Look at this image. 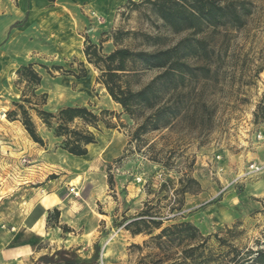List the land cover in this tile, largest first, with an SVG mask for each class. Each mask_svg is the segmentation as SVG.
Segmentation results:
<instances>
[{"label": "rangeland", "instance_id": "obj_1", "mask_svg": "<svg viewBox=\"0 0 264 264\" xmlns=\"http://www.w3.org/2000/svg\"><path fill=\"white\" fill-rule=\"evenodd\" d=\"M50 1L48 10L54 6ZM106 1L75 2L86 18L76 37L79 47L75 43L64 54L46 41L42 53L29 55L34 57L27 63L33 64L41 81L43 76V85L33 88L18 77L16 70L23 64L12 72L6 62L0 71V230L20 227L34 190L48 187L86 201L79 215L73 214L74 228L60 221V211L52 210L45 241L26 264H46L44 257L59 264H65L64 259L76 263L84 259L86 264H100L101 259L103 264H187L182 249L192 241L153 237L161 228L180 222L192 223L202 239L207 237L210 264H246L264 248L260 191L264 189V0H245L249 13L242 17L243 23L221 28L209 39L219 56L215 64L211 62L216 68L206 81L187 83L188 104L204 102V118L192 107L190 116L175 118L171 126L147 132L139 140L131 137L139 120L132 119L96 81L98 69L90 83L70 81L69 73H80L81 66L86 70L77 48L84 50L91 43L103 54L116 47L152 51L173 45L191 31H175L147 0ZM187 61L198 63L191 57ZM158 72L138 69L128 80L138 89ZM32 92L33 103H27L22 93L29 97ZM16 103L30 115L42 144L26 131ZM65 106H86L102 119L98 129L90 130L99 138L96 147L107 145L102 151L92 146L96 153L86 161L68 159L61 148L63 137L55 136L37 113L41 109L56 114ZM14 110L16 114L11 113ZM55 124L52 119L51 125ZM79 125L77 120L71 126ZM251 164L260 170L252 171ZM70 185L76 194L69 192ZM150 216L161 222L160 227L151 222L132 224L141 218L151 220ZM138 227L142 231L134 234Z\"/></svg>", "mask_w": 264, "mask_h": 264}, {"label": "trees", "instance_id": "obj_2", "mask_svg": "<svg viewBox=\"0 0 264 264\" xmlns=\"http://www.w3.org/2000/svg\"><path fill=\"white\" fill-rule=\"evenodd\" d=\"M158 11L159 16L175 31L190 30L191 33L171 46L156 50H134L129 47H116L111 52L103 54L96 44H86L84 54L87 62L94 65L99 75L96 81L101 83L112 100L118 103L123 110L135 120H139L132 131V139L139 140L147 132L167 128L173 124L175 118L190 116V108L201 112L198 116L204 118L205 103L200 101L189 102L188 82H198L205 79L216 68L211 66L219 57L215 49L209 44V39L214 32L226 27H239L242 17L249 13L248 2L245 0H147ZM196 60L190 64L187 59ZM200 63V64H199ZM138 66L139 68H136ZM138 69H158L159 72L147 83L138 89H133L128 78L137 73ZM16 73L33 88L40 84L41 75L35 70L32 63L23 64ZM76 78L86 74L84 66L80 73L73 74ZM24 101L33 103L35 93L29 97L22 93ZM264 100V93H263ZM264 103V101H262ZM16 106L22 110V124L30 137L37 143L43 140L36 132L35 125L30 115L24 110L21 103ZM260 107V106H258ZM16 114L14 110L11 112ZM44 123L53 128L55 136L63 137L61 148L73 156H81L87 153V145L96 142V137L90 128L98 129V122L102 120L98 114L86 106H65L56 114L38 109ZM256 115V113H255ZM55 119V126L51 120ZM81 121L82 125L72 127L75 121ZM188 181H195L188 177ZM59 213L58 209L54 210ZM146 214L142 212L141 215ZM136 220L133 225L140 223H152L158 228L160 221ZM142 231L140 227L133 233ZM166 241L186 239L192 241V245L182 249L184 260L187 264H210L213 256L207 246V237L202 239L198 228L190 222H180L161 228L160 232L153 236ZM254 256L246 260V264H264V248L254 252ZM95 255L91 260H96ZM86 260L74 262L64 259L65 264H86ZM46 264H59L51 258H45Z\"/></svg>", "mask_w": 264, "mask_h": 264}, {"label": "crops", "instance_id": "obj_3", "mask_svg": "<svg viewBox=\"0 0 264 264\" xmlns=\"http://www.w3.org/2000/svg\"><path fill=\"white\" fill-rule=\"evenodd\" d=\"M62 1H50L54 6L48 10L49 0H0V71L6 62H9L8 69L11 71L21 64L31 62L34 55H29L32 52L42 53L47 45L46 41L51 44V49L60 50L64 54L68 53L75 43L79 47L78 31L84 27L86 18L79 7H76L75 2L79 0H69L68 5L62 4ZM106 3L107 1L104 0V4ZM111 6V4L109 7L106 6V12L110 11ZM6 50L9 54L5 56ZM77 50H79L78 60L87 63L86 74L79 78L72 74L68 77H71L70 81L74 79L81 84L90 83L95 79L97 68L87 62L82 49L77 48ZM41 85H43V76ZM96 140L97 142L87 145L85 155L74 157L86 161L87 158L95 155L96 150L105 149L107 144L101 149L96 147L99 138ZM92 146L96 149L94 153L91 150ZM34 191H36L35 195L25 211L20 227L0 230V264H26L25 262L36 252L37 245L45 241L47 221L52 210L58 209L60 221L74 228L73 214L78 211L76 214L79 215L81 211L79 207L83 206V201H86L84 198L81 200L78 196L70 195L67 191H48V187L44 189L38 187ZM260 191L264 193V189Z\"/></svg>", "mask_w": 264, "mask_h": 264}, {"label": "built area", "instance_id": "obj_4", "mask_svg": "<svg viewBox=\"0 0 264 264\" xmlns=\"http://www.w3.org/2000/svg\"><path fill=\"white\" fill-rule=\"evenodd\" d=\"M250 167L252 168V171H258V170H260V166H257L255 164H251ZM68 190H69V192L76 194V191H75V187L74 186L70 185ZM100 264H103L102 259L100 260Z\"/></svg>", "mask_w": 264, "mask_h": 264}, {"label": "bare ground", "instance_id": "obj_5", "mask_svg": "<svg viewBox=\"0 0 264 264\" xmlns=\"http://www.w3.org/2000/svg\"><path fill=\"white\" fill-rule=\"evenodd\" d=\"M68 154V153H67ZM68 159H75L76 157H74V156H71L70 154H68V157H67Z\"/></svg>", "mask_w": 264, "mask_h": 264}]
</instances>
